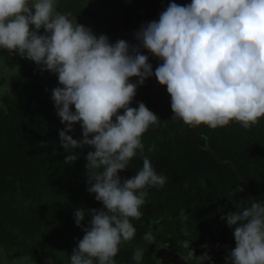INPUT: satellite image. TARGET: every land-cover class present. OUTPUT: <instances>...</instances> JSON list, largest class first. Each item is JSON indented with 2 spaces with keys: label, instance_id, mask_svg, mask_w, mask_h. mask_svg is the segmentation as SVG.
<instances>
[{
  "label": "clouds",
  "instance_id": "9594fccd",
  "mask_svg": "<svg viewBox=\"0 0 264 264\" xmlns=\"http://www.w3.org/2000/svg\"><path fill=\"white\" fill-rule=\"evenodd\" d=\"M134 36L136 45L125 40L110 43L107 36L97 37L78 24L71 12L58 11L56 0H0V50L58 77L60 86L51 96L65 126L59 131L60 145L69 153L64 163L79 159L74 150L92 149L85 157L86 190L103 208L74 211L84 235L69 264H116L121 244L136 235L132 221L142 218L148 189L167 183L143 143L145 133L161 120L142 102L130 107L137 86L153 76L141 48L162 61L154 75L171 97L173 121L210 130L235 122L249 130L264 119V0L173 2ZM76 124L82 129L80 140L68 134ZM155 150V144L148 147L149 153ZM137 156L142 167L122 180L119 173ZM200 184L207 187L203 180ZM233 203L236 210L221 217L234 229L236 245L225 257L226 264H264V203ZM86 216L90 220L82 227ZM179 219L187 221L185 210ZM182 232L188 235L186 229ZM142 239L153 244L156 237L150 229ZM177 243L195 264L211 261L207 251L195 255L192 240ZM144 252L143 246L134 249L135 264H141ZM46 264L54 261L49 258Z\"/></svg>",
  "mask_w": 264,
  "mask_h": 264
},
{
  "label": "trees",
  "instance_id": "16d2710c",
  "mask_svg": "<svg viewBox=\"0 0 264 264\" xmlns=\"http://www.w3.org/2000/svg\"><path fill=\"white\" fill-rule=\"evenodd\" d=\"M173 2L187 5L191 0H56L58 11L71 12L78 24L90 28L97 37L105 35L110 43L125 40L130 45L137 44L134 34L141 26L158 20ZM40 34H44L43 29ZM140 51L148 56L153 76L137 86L130 107L142 102L161 120L159 126H151L145 133L143 143L157 173L168 180L161 189H148L147 202L141 209L143 216L132 221L136 235L123 243L126 249H120L116 264H135L132 256L137 246L145 249L141 264H156L152 253L162 246L187 253L177 243L185 239L192 240L197 257L203 255L202 246H208L205 250L211 261L205 264H221L227 253H213L234 232L221 217L236 210L233 201H247V193L231 167L220 161L233 162L254 199L264 203V119L249 130L235 122L210 130L203 125L191 129L182 121H173L171 97L154 75L162 61L143 48ZM21 59V75L13 79L12 96L4 100L6 110L0 111V248L6 253L12 248L21 249L28 238L45 231L48 247L70 253L84 233L75 224L74 211L103 208L86 190L85 157L92 149H76L79 159L64 163L69 153L60 145L59 131L65 126L51 96L52 90L60 86L58 77ZM130 82L137 83V78ZM73 129L68 134L80 140V125ZM152 144L156 150L149 153ZM141 167L137 156L119 175L122 180L131 178ZM201 180L207 187L201 186ZM185 183L189 185L187 189ZM239 187L243 192L236 191ZM23 205L28 206L29 214ZM182 209L188 215L186 222L179 219ZM89 220L86 216L82 227H87ZM150 229L156 237L154 244L142 239ZM182 229H186L187 236L179 234ZM23 257L24 253L17 256Z\"/></svg>",
  "mask_w": 264,
  "mask_h": 264
},
{
  "label": "flooded vegetation",
  "instance_id": "af4514ba",
  "mask_svg": "<svg viewBox=\"0 0 264 264\" xmlns=\"http://www.w3.org/2000/svg\"><path fill=\"white\" fill-rule=\"evenodd\" d=\"M0 52H6V54H7V51L6 50H0ZM6 54H5V58L7 59V57H6ZM16 56H15V59H16V61L13 63V61L12 62H10V64L9 63H7V61H6V59H5V69H6V71L5 72H9V76H8V78H7V81H8V90L3 94V95H1V97H0V111H5L6 110V105H5V99L6 98H10L11 96H12V87H13V79L15 78V77H18V76H20L21 75V72H22V59H21V57L18 55V54H15ZM8 60V59H7ZM17 64V66H18V71H16V72H14L13 70H12V67H14L15 65ZM45 76H49V74H46ZM4 83V81H2V79H0V86H2V84ZM216 156V155H215ZM229 162H231V161H229ZM233 163V162H232ZM234 164V163H233ZM225 165V164H224ZM235 165V164H234ZM227 166H229V165H227ZM236 166V165H235ZM229 167H231V166H229ZM237 168V167H236ZM231 170H232V172L236 175V173L233 171V169H232V167H231ZM238 170V169H237ZM239 173V172H238ZM237 176V175H236ZM239 181L242 183V185L244 186V188H245V190H246V193H247V201H245V204H248V203H254V202H256V200L254 199V197H253V195H252V193H251V195H252V198H253V202L250 200V198H249V195H248V192H247V189H246V187H248L249 188V190H250V187H249V185L244 181V180H240L239 179ZM250 192H251V190H250ZM39 205H40V203H39ZM24 207H26V209H27V207L28 206H25V205H23L22 206V209H24ZM24 211H25V213L26 214H29L30 213V210L28 209V211H29V213H27L26 212V210L24 209ZM233 231H234V229H232ZM42 232H44V234L45 235H47L48 233H45V231H42ZM42 232H40V233H42ZM83 235H84V233H82ZM179 234H182V235H184V233L183 232H180ZM30 238H34V237H30ZM30 238H28V239H30ZM154 244V243H153ZM163 245H167V244H163ZM49 245H44V244H39L37 247L39 248V249H36V250H38V252H39V254H40V256H41V258H42V260H40L39 261V263H44V260H45V251L47 250V248H49L51 251H53L55 248H52V247H48ZM235 239H234V235L232 234V235H229V237H228V239L226 240V244L225 245H223V246H221L220 248H218L217 250H215L214 251V253H213V255H217V254H219V253H221V254H224L225 252L228 254L232 249H234L235 248ZM120 249L121 250H124L125 251V249H126V245H124V244H121V246H120ZM162 249H166V250H169V251H171L170 249H168V248H166L165 246H162V247H158L157 249H155L154 251H153V259H154V261H155V263L156 264H163V263H159L155 258H154V255H155V253H157L159 250H162ZM10 250H15L14 248H12V249H10ZM10 250L6 253L5 251H3V253H4V255L8 258V257H10L9 256V252H10ZM16 250H19V249H16ZM55 250H58V249H55ZM0 251H2V249L0 248ZM58 251H63V252H65V255H66V258L68 259L69 257H70V253L73 251H71L70 253H68V252H66V251H64V250H58ZM205 251H207V250H205V249H203V255H204V253H205ZM172 253H174L176 256H179V257H181L183 260H184V262H185V264H194L195 263V261L194 260H191V259H189L188 257H187V253H184V254H180V253H178V252H174V251H171ZM207 253H208V251H207ZM19 254H17L16 256H18ZM202 256V255H201ZM200 257V256H199ZM24 258V257H23ZM68 261H69V259H68ZM1 264V263H0ZM4 264H17L16 262H5ZM20 264H30V262H23V263H20ZM221 264H226V261L225 262H223V263H221Z\"/></svg>",
  "mask_w": 264,
  "mask_h": 264
},
{
  "label": "rangeland",
  "instance_id": "374dc122",
  "mask_svg": "<svg viewBox=\"0 0 264 264\" xmlns=\"http://www.w3.org/2000/svg\"><path fill=\"white\" fill-rule=\"evenodd\" d=\"M5 54L6 52H0V79L4 81L2 86H0V97L3 95L7 90H8V81L7 78L10 75L9 72H5ZM15 54H10L7 51L6 54V61L7 63L10 64V62L13 61V63L16 61L15 59ZM12 70L14 72L18 71V66L17 64L12 67ZM27 213H29L28 209L24 207ZM44 237L45 234L44 232L39 233L36 237L27 239L26 244L19 250H10L9 256L6 257L3 253V251H0V263L4 264L6 261L7 262H16L17 264L23 263V262H30V264H46V261L51 258L54 261V264H69L68 259L66 258L65 252L63 251H58V250H53L51 251L49 248L45 251V260L44 263H39L40 260H42L38 250H36L35 247H37L39 244H44L48 245L47 243L44 242ZM24 253L25 257L24 258H17V254ZM72 252L70 253L71 256Z\"/></svg>",
  "mask_w": 264,
  "mask_h": 264
},
{
  "label": "water",
  "instance_id": "95a60500",
  "mask_svg": "<svg viewBox=\"0 0 264 264\" xmlns=\"http://www.w3.org/2000/svg\"><path fill=\"white\" fill-rule=\"evenodd\" d=\"M206 150L208 152L214 154V152H212L210 150V148L207 146H206ZM215 158L218 161H220L219 157L215 156ZM220 162L225 164V165L231 166L233 171L236 173L238 179H240L241 181L243 180L242 176L238 173L236 166L232 162H229V161H225V162L220 161ZM246 189H247L250 200L253 202V198H252V195H251L249 188L246 187ZM154 258L159 263H163V264H185L184 260L181 257L176 256L174 253H172L171 251L166 250V249L159 250L157 253H155Z\"/></svg>",
  "mask_w": 264,
  "mask_h": 264
}]
</instances>
